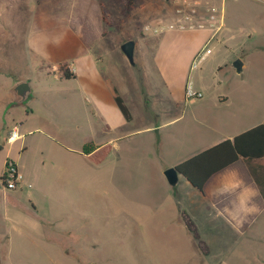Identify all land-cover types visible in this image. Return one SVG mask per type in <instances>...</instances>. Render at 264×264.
I'll list each match as a JSON object with an SVG mask.
<instances>
[{
  "label": "rangeland",
  "instance_id": "1",
  "mask_svg": "<svg viewBox=\"0 0 264 264\" xmlns=\"http://www.w3.org/2000/svg\"><path fill=\"white\" fill-rule=\"evenodd\" d=\"M103 1L110 18L100 40L85 46L72 36L68 46L56 44L45 54L35 49L36 56L57 63L87 54L79 58L80 75L66 80L56 65L51 71L60 78L52 75L46 82L35 75L26 53L29 31L43 24L58 30L57 21L49 23L56 19L53 11L69 9L73 0H0V56L14 69L0 88L24 79L37 87L30 102L7 104L0 112V264H264V212L251 229L237 233L211 214L201 192L184 177L172 186L164 175L226 133L227 120L255 112L251 101L256 102L264 77L259 56L254 58L256 43L264 40L262 6L215 0L224 28L209 32V39L201 29H178L175 0H138L126 16L117 0ZM144 1L169 3L172 13L142 14ZM206 4L201 0L200 10ZM202 33L207 43L198 37ZM56 34L50 43L68 37ZM128 41L135 43L133 62L122 51ZM239 56L251 68L230 74L224 66ZM107 83L117 88L133 121L105 133V110L96 101L107 97L97 93ZM189 93H200L203 100ZM14 126L19 134L32 131L9 142ZM103 143L112 149L98 164L75 154ZM7 160L22 177L16 189L1 183ZM183 210L195 221L208 253L185 227Z\"/></svg>",
  "mask_w": 264,
  "mask_h": 264
},
{
  "label": "crops",
  "instance_id": "2",
  "mask_svg": "<svg viewBox=\"0 0 264 264\" xmlns=\"http://www.w3.org/2000/svg\"><path fill=\"white\" fill-rule=\"evenodd\" d=\"M100 1L104 2L103 0H100ZM202 1H205V0H202ZM251 1L262 6L263 9H261V10H262V14L264 15V0H251ZM207 2L211 5H213V4L218 5L215 3V2H217L215 0H207ZM74 4H75V0H73L69 9L64 10L63 7L62 8L56 7L54 9L53 15L56 16V19L55 20H53V19L49 20V23H51L53 21H57L59 23V25H61L58 30L48 29L47 26L44 24L40 29L30 28L29 34H30V36H32V42H29V44H27V46L25 45L26 51H27L26 53H27V55L28 54L30 55V57H29L30 63L32 65H35L34 66L36 68L34 70V71H36L35 75L38 76L39 80H44L47 82L49 79V76H52V75L55 76L57 74H58L57 77L60 78L59 77L60 73H58V72H60V69L58 68V72L55 73V72L51 71V68H52V66H56V65L59 66L60 64H64V63L67 64L66 65L67 67L70 66L69 63H71L73 65L74 71H72L73 67H71L72 69L70 68L69 70L74 74L75 77H77L78 75L81 74L80 72H81L82 67H81V64L79 63V58L85 57V55H87V54H82V53L80 54L79 53L76 55L75 58L71 59V62L66 59V60H63L59 63L55 62L52 59H49L48 57L39 56V55L36 56L34 54L35 49L41 50L42 53L45 54V52L49 48H52L56 44L59 47H62L64 44H65V46L70 45L69 41L72 38V36H75L76 38H78L75 31L73 29H71L68 25V20L74 14ZM168 4L163 3L160 6H158V5L156 6L152 2L149 3V2L144 1L142 4V7H141L142 14L148 13L147 15L152 16V17H154V16L155 17L156 16L157 17L168 16L172 13L171 9L173 10V7L170 6L171 4H169V5ZM164 6H166V7H164ZM168 6L171 9H169ZM222 28H224V26ZM221 30L222 29H220L219 32H221ZM54 31H55V33H57L56 35H60V36H64V37L68 36L66 39H64L65 42L62 40H56V42L51 41V43H50L49 38L51 36V33ZM200 32L209 33L210 31L207 29H202V31H200ZM204 34L205 33H202L198 37L201 38V40L204 39L203 42L207 43L209 41L210 37H213V35L210 34L209 39H208V35L205 36ZM100 39H98V40H100ZM98 40L92 42L91 44L97 42ZM256 44L259 45V48L256 46L258 48V50L255 53L254 58H256V56H259L260 59H259V63H258V67H259L258 70H259L260 74H263V71H264V40L261 41L260 43H256ZM85 46H88V45H85ZM250 54H251V56L253 55L252 52ZM31 55L34 57V59H33L34 63H32V61H31ZM239 57L242 60V61L240 60L242 63L241 72H237L234 65L232 64L238 59H235L231 64L224 66V67L230 68V70H231L230 74H234V75L243 74L244 72H246L247 70H249L251 68L252 64L249 63V61L247 62V60L241 58V56H239ZM239 57H236V58H239ZM7 66L9 67V69L7 68ZM218 70H221V68H219ZM12 71H14V69L10 66L9 61H6L3 57L0 56V80L1 79L5 80L8 77L7 73L12 72ZM19 79H22V78H19ZM21 82H28L29 83V85L31 87V96L28 100H26L25 102H23L22 104H19V105L22 106V105L30 102L33 99L34 93L36 92L37 87L35 85H33L29 79L18 80L16 82H14L13 86L10 88L2 85L0 88V112L6 111L7 104L9 105L13 102L14 103L16 102L17 95L13 92V89H14V87H16ZM262 87L263 88H260V90H259L256 102L251 101L252 106L255 105V108H256V109L254 108L255 112L253 113V111H248L247 113H243L242 116L237 117L234 120L233 119L227 120L225 122V124H226V127L229 128V130L224 134H221L219 136L214 137L211 140L212 142L210 141L211 143L202 147L201 150L199 151V153L208 149V148H211V147L219 144L220 142H222L224 140H227V139L231 140L236 135H239V134L263 123V121H264V77H263ZM98 90L99 91H97V93L98 92H100L101 94L107 93L106 98L102 99V98H99V96H98L99 101L102 100L104 102V99H106L104 103L99 102V101H96V102L99 103V105H98L99 108L101 106L104 107L103 111L104 110L105 111L102 112L101 117H103L102 119L106 118V120H107V122L105 121V123H104V129H105V133L106 132L108 133L115 127V125L118 126V125L124 124L126 122H124L122 120L121 113L119 115L116 112V108H115L116 104H115L114 97H115V90L119 94L117 88L115 86H113L111 83H107V85H105V87L98 89ZM89 96L91 99L90 94H89ZM203 97H204V95L198 99H200L202 101ZM188 99H190V98L188 97ZM218 100L222 103H225L228 101V98L225 96H221V97L219 96ZM92 102H93V100H92ZM100 104H101V106H100ZM114 104H115V106H114ZM132 117H133V115H132ZM107 118H109V119H107ZM113 120H114V122H113ZM132 121H133V118L130 122H132ZM116 122H119V123H116ZM113 123H115V124H113ZM239 125H241L240 126L241 130L236 131L235 129H238L237 126H239ZM14 128H17V130L19 132V130H20L19 127L14 126ZM31 131L32 130H28L27 132H25L23 134L18 133V135H19V137H22V136L26 135L27 133H30ZM118 138H120V136H116V139H118ZM55 143H57V142L55 141ZM57 144H59V143H57ZM108 144L109 143L99 144L98 147L100 148V147H103V146L108 145ZM111 147H112V145H111ZM75 154L85 156L84 153H82V154L75 153ZM97 155H99V153L97 151H95L93 154L89 155L88 158L90 160L97 159V158H99V157H96ZM252 170H256L257 172L264 170V158L251 161L250 164L247 163V161L240 158L234 164L230 165L229 167H227V168L219 171L218 173L214 174L213 176H211L204 185L203 193H201L202 198L208 204L209 209H211V211H210L211 214L216 215L217 218L221 217V219H222L221 223L223 225L229 226L230 229L234 230L237 233H245L249 229H251V227H253V225L261 218V216L264 212V199L261 195L260 188H259L258 184L256 183L254 177H253ZM179 176H181V175H179ZM1 181H2L1 182L2 185L4 187H6L3 183V178ZM193 189H195V188H193ZM22 194H23V192H22ZM23 196H25V195H23ZM33 210H34V208H33ZM189 216H190V214H189ZM194 223H195V221H194ZM195 225H196V223H195ZM196 227H197V225H196ZM197 230H198V228H197Z\"/></svg>",
  "mask_w": 264,
  "mask_h": 264
},
{
  "label": "trees",
  "instance_id": "3",
  "mask_svg": "<svg viewBox=\"0 0 264 264\" xmlns=\"http://www.w3.org/2000/svg\"><path fill=\"white\" fill-rule=\"evenodd\" d=\"M117 1L122 4V15L126 16L131 14L138 0ZM109 18V10L99 0H75L74 14L68 20V25L85 45H89L104 37L106 34L105 25L109 23ZM66 65V63L59 65L63 78L66 80L75 78ZM114 100L122 120L130 122L133 118L132 113L116 90ZM111 149V145L100 148L87 145L83 152L88 157L97 151L100 156L97 159H92V161L98 164L110 153ZM240 158L249 164L251 161L264 158V121L262 124L236 135L231 140H224L184 160L176 165V169L193 188L203 193L204 185L211 176L234 164ZM252 174L264 199V170L259 172L252 170ZM181 215L185 227L198 241L201 251L208 253V247L200 239V234L192 218L185 210L181 212Z\"/></svg>",
  "mask_w": 264,
  "mask_h": 264
},
{
  "label": "built area",
  "instance_id": "4",
  "mask_svg": "<svg viewBox=\"0 0 264 264\" xmlns=\"http://www.w3.org/2000/svg\"><path fill=\"white\" fill-rule=\"evenodd\" d=\"M174 5L177 7L179 19L177 22L179 30H198L207 29L213 35L217 34L222 28V11L215 5L206 4L203 10H200L201 0H175ZM172 27V26H171ZM158 27H155V30ZM151 26H145V31H150ZM188 95V94H187ZM196 96L200 98V93L193 95L189 93V97ZM18 130L14 128L10 133L7 141L15 142L18 139ZM6 170L3 177V183L9 189H16L22 182L17 165L12 161L6 162Z\"/></svg>",
  "mask_w": 264,
  "mask_h": 264
},
{
  "label": "water",
  "instance_id": "5",
  "mask_svg": "<svg viewBox=\"0 0 264 264\" xmlns=\"http://www.w3.org/2000/svg\"><path fill=\"white\" fill-rule=\"evenodd\" d=\"M135 43L133 41H128L122 45V51L126 55V57L133 62V51H134ZM237 72H241L242 63L240 60H236L233 63ZM13 92L17 95L16 104H22L26 100H28L31 96V87L28 82H21L16 87H14ZM165 178L170 185H176L179 178V172L176 167H172L167 169L164 172Z\"/></svg>",
  "mask_w": 264,
  "mask_h": 264
}]
</instances>
